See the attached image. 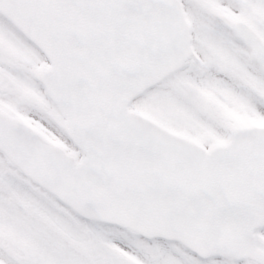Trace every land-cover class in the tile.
<instances>
[{
	"label": "snow or ice",
	"instance_id": "6c2138e0",
	"mask_svg": "<svg viewBox=\"0 0 264 264\" xmlns=\"http://www.w3.org/2000/svg\"><path fill=\"white\" fill-rule=\"evenodd\" d=\"M0 264H264V0H0Z\"/></svg>",
	"mask_w": 264,
	"mask_h": 264
}]
</instances>
